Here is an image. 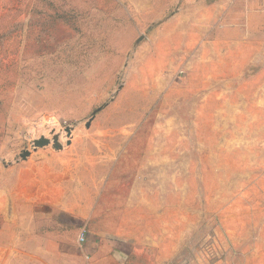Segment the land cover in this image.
Wrapping results in <instances>:
<instances>
[{"label": "rangeland", "instance_id": "rangeland-1", "mask_svg": "<svg viewBox=\"0 0 264 264\" xmlns=\"http://www.w3.org/2000/svg\"><path fill=\"white\" fill-rule=\"evenodd\" d=\"M57 201L128 264H264V0H0V264Z\"/></svg>", "mask_w": 264, "mask_h": 264}, {"label": "crops", "instance_id": "crops-1", "mask_svg": "<svg viewBox=\"0 0 264 264\" xmlns=\"http://www.w3.org/2000/svg\"><path fill=\"white\" fill-rule=\"evenodd\" d=\"M59 203L61 201L52 203L58 205L59 209L54 218V229L48 232L49 237L44 244L47 253L42 257L47 262L52 264H128L123 254L109 247L105 240L92 235L80 212ZM83 231L86 232L84 241L80 239Z\"/></svg>", "mask_w": 264, "mask_h": 264}, {"label": "water", "instance_id": "water-1", "mask_svg": "<svg viewBox=\"0 0 264 264\" xmlns=\"http://www.w3.org/2000/svg\"><path fill=\"white\" fill-rule=\"evenodd\" d=\"M45 143H46V138H44V137L41 140L37 141V144H39V145H43Z\"/></svg>", "mask_w": 264, "mask_h": 264}, {"label": "built area", "instance_id": "built-area-1", "mask_svg": "<svg viewBox=\"0 0 264 264\" xmlns=\"http://www.w3.org/2000/svg\"><path fill=\"white\" fill-rule=\"evenodd\" d=\"M80 239H81L82 241H84V240L86 239V232H85V231L82 232V234H81V236H80Z\"/></svg>", "mask_w": 264, "mask_h": 264}]
</instances>
